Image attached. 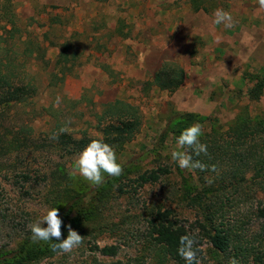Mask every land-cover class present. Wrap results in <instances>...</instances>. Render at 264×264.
I'll return each instance as SVG.
<instances>
[{
  "label": "rangeland",
  "instance_id": "obj_1",
  "mask_svg": "<svg viewBox=\"0 0 264 264\" xmlns=\"http://www.w3.org/2000/svg\"><path fill=\"white\" fill-rule=\"evenodd\" d=\"M12 1L22 33L0 48L15 50L18 56L33 53L36 108L42 114L34 125L37 141L46 127L55 128L58 122L104 140L96 128L107 105L117 101L135 109L142 126L117 156L122 174H104L99 185L118 180L102 217L90 223L83 244L69 254L27 258L23 246L45 244L32 241L29 225L56 208L52 173L57 165L66 167L75 187L96 193L97 186L73 174L80 152L47 141L45 148L6 159L0 169V264H176L157 259L148 249L153 213L171 211L178 225L198 236L203 213L187 199V190H203L210 183L201 184L193 168H179L171 153L186 150L178 146L174 133L166 134L179 114L207 118L199 122L201 135L216 123L228 129L241 107L264 116V97L254 102L249 95L264 78V9L258 0H203L209 12H195L190 0ZM217 9L231 14L232 27L214 23ZM1 26L0 36L5 38ZM64 44L73 59L59 58ZM165 63L186 71L184 86L174 94L154 84ZM54 72L59 76L51 77ZM74 137L79 140L83 134ZM160 168H168L170 174L155 184L138 183L140 176ZM262 175L256 169L249 177ZM211 191L210 196L218 194L215 187ZM259 199L264 201V194L257 192L240 206L226 203L227 216L232 222L244 219V229L252 236L264 228V221L249 214L257 210ZM106 246H117L119 254L102 255L98 248ZM202 246V264H229L232 259L218 255L207 241Z\"/></svg>",
  "mask_w": 264,
  "mask_h": 264
},
{
  "label": "trees",
  "instance_id": "obj_2",
  "mask_svg": "<svg viewBox=\"0 0 264 264\" xmlns=\"http://www.w3.org/2000/svg\"><path fill=\"white\" fill-rule=\"evenodd\" d=\"M190 1L195 12H209L203 0ZM0 25L6 34L5 38L0 36V41H2L0 45L9 44L17 38L18 33H22L12 0H0ZM9 27H12V30H9ZM41 50L42 48L38 51ZM32 57L33 53L29 50L23 56H18L15 50L0 48V169L6 159L26 153L28 150L45 148L47 141L56 142L62 150L81 152L91 140H96V138L87 137L84 134L86 132L69 129L68 132L60 134L58 139H50L66 125H61L60 122L55 128L46 127L48 130L42 132V138L38 141L35 139L34 125L42 114L36 108L35 97L38 95V86L31 72L33 65L30 59ZM69 57L67 46L64 44L59 58L68 61ZM73 58L74 56L71 57ZM58 73H52L51 77H58ZM185 82V69L180 65L169 63L161 67L154 79L156 87L168 94L179 91ZM249 95L250 100L254 102L264 97V78L258 80ZM177 116L178 118L171 124L166 135L174 133L178 137L184 129L207 120V118L190 113ZM141 126L135 109L117 101L107 105L96 129L102 134L105 142L113 148L117 159V156L134 140ZM80 134H83V137L77 140L74 136ZM104 140L100 141L104 142ZM200 142L207 145L208 155L201 154L199 157L193 155V160L198 159L208 166L215 165L216 171L195 169L201 179V184H208V180L205 179L208 177L211 180L210 186H205L203 190L195 187L193 191L197 193L196 195L192 190H187L189 194L187 199H190L193 205L198 206L196 208L203 213V219L199 223L200 233L198 236L194 235L197 240L194 247H203V243L207 241L218 255L232 256L238 264H264V228L260 233L250 235L244 229L245 220L239 218L232 222L227 216L226 207V203L240 206L250 201L253 194L256 197L257 192L259 195L264 194V116H253L248 107H241L236 120L228 126V129L216 123L210 132L200 136ZM189 155L192 153L189 152ZM256 169L263 172L262 177L257 178L258 180L249 177ZM168 174H170L168 168L152 170L140 176L138 183L141 185L155 184ZM52 179L54 180L53 186L58 193L54 198V207L59 210V216L62 219L63 238H67L68 225H71L72 229L81 236L85 235L90 223L102 217L104 204L111 197L112 188L118 182L116 179H111L104 186H97L96 193L90 195L83 188L75 187L73 179L62 164L57 165L52 173ZM212 187L217 189L218 194L215 196H210L213 193ZM254 189L257 191L255 192ZM256 209L252 213L250 208L247 213L251 212L249 214L264 221V201L262 199H259ZM148 231L147 239L150 244L148 249L151 255L155 251L157 259L185 264V261L177 254L179 239L182 235L192 234L188 228L175 222L171 211L158 210L155 214L153 213ZM54 243H56L54 240L45 242L43 246L26 243L23 249L27 258L29 256H53L57 254L51 250V245ZM98 251L109 257L119 254L117 246L98 248ZM202 254L203 251L198 253L200 259Z\"/></svg>",
  "mask_w": 264,
  "mask_h": 264
},
{
  "label": "clouds",
  "instance_id": "obj_3",
  "mask_svg": "<svg viewBox=\"0 0 264 264\" xmlns=\"http://www.w3.org/2000/svg\"><path fill=\"white\" fill-rule=\"evenodd\" d=\"M260 9H264V0H258ZM214 23L223 24L225 27L233 26V18L230 13L217 9L214 13ZM61 98L58 96L56 106L58 107ZM71 121H68L70 124ZM68 132V127L65 125L59 130V133L54 134L50 139L56 140L60 134ZM202 127L199 123L193 124L184 129L177 137V144L180 148L186 151H173L171 153L172 160L176 162L181 169H200L201 171H216L215 165H205L200 160H193V155L199 157L201 154L207 156V145L200 142ZM189 152L192 155H189ZM123 168L116 161V154L113 148L100 140H91V142L79 153L74 161L73 174H79L92 185L99 186L104 182V174L108 176L118 177L122 174ZM209 183L211 180L205 177ZM47 227H44V224ZM31 239L33 242L41 241H56L51 245L53 252L61 254L72 253L78 249L84 242V237L76 230L68 225L67 238L62 236V219L59 216L57 208L46 210L42 217L36 222L29 225ZM197 240L194 235H182L179 239L177 254L185 261V264H202L198 253L203 251L202 247H194ZM229 264H238L235 258L229 261Z\"/></svg>",
  "mask_w": 264,
  "mask_h": 264
}]
</instances>
